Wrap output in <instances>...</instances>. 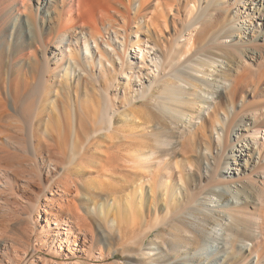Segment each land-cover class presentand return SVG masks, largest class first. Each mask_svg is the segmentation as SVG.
<instances>
[{"label":"bare ground","instance_id":"1","mask_svg":"<svg viewBox=\"0 0 264 264\" xmlns=\"http://www.w3.org/2000/svg\"><path fill=\"white\" fill-rule=\"evenodd\" d=\"M170 19L173 32L167 31ZM91 83L101 92L100 106L81 92ZM253 85L248 102L239 91ZM116 101L136 117L145 116L132 109L148 108L144 120L157 119L160 128L144 133L126 155L130 170L122 188L143 206L142 228L133 220L127 228L131 242L143 245L155 233L147 245L184 249L171 254L174 262H190L192 247L193 263L242 264L246 258L264 264V0H0V181L7 193L14 182L6 172L13 167L6 148L20 145L25 160L15 167L27 170L21 187L46 175L43 197L55 188L72 196L77 184L60 180L66 168L57 162L62 138L68 136V147L74 146L88 121L97 126L86 143L109 134L119 114ZM41 132L57 140L45 144ZM183 135L203 144L205 173L191 179L194 191L174 181L168 193L169 171L162 165L169 159L177 167L170 158ZM18 137L22 145L15 143ZM93 193L87 202L97 198L100 208L99 194ZM35 199L20 198L28 224L41 210ZM135 206L132 218L139 216ZM75 218L78 232L57 220L41 227L43 234L54 226L51 244L59 251L73 249L71 256L52 249V258L73 259L93 250L91 221ZM4 241L0 262L18 264L16 250L23 249L13 239ZM23 254L21 262L29 253Z\"/></svg>","mask_w":264,"mask_h":264},{"label":"rangeland","instance_id":"2","mask_svg":"<svg viewBox=\"0 0 264 264\" xmlns=\"http://www.w3.org/2000/svg\"><path fill=\"white\" fill-rule=\"evenodd\" d=\"M170 21L171 19L167 21V31L173 32V26L171 25ZM164 31L165 30L163 28L162 35L167 36V33ZM92 85V83L89 84L86 87V90H82L81 92H87V95H91L92 97H89L93 99L94 102H96L95 104L102 103V96L100 95L101 92L97 88H93L96 86ZM89 86L93 89H91ZM100 86L103 87L102 84H100ZM254 87L255 86L253 85L240 89L239 93L241 92L240 95H243V99H246L248 102L252 101V96L254 94L253 90L255 89ZM239 93L237 94V99L239 98ZM116 106L119 109V114L114 121L113 130L109 134L105 135L102 133L96 136H91L92 138L90 137V141L86 143V135L91 133V131L97 126L94 122L91 124V122L88 121L85 124L86 134L81 135L74 143V146L72 145V147H68V136L62 138V145L60 149L61 154L59 155L57 162L60 164L59 166L64 164L66 168L63 172L61 171V178L60 176L58 177L62 181L66 180V177H68V179L77 184L78 190H75L72 193V196L68 194L64 195L60 190L55 188L51 194L49 192H45V196L43 197L40 191H42L44 184L47 183L48 177L46 175H41V178L34 177V180H32L34 183L31 182V180H28L31 182L29 183L28 188L21 187L22 185L26 184L25 179L27 173L25 172H27V170L26 168L21 169L15 166H17L18 162H23L25 160L22 158L24 157V151L22 150L24 147L17 145L16 147L18 148H13L12 146L6 148L7 151H9V161L14 167H11L12 170L14 169L13 171L10 170L9 167L6 168L7 176L11 178V181H13L17 187L12 184V186H10V190L13 191L7 193L8 191L3 185V181H0L2 184H0V242L4 243V240L6 239H13L16 243V248L23 249L22 251L16 250L17 254L19 255L18 264H30L32 262L41 264L42 261H48L50 264H199V262H192V247L189 248V250H191L192 256L190 262L187 260L174 262L173 258L175 257H172V255L179 254L180 250H184L183 248L172 249V252L165 247L167 245H147L150 241L154 242L153 240L155 239V233H153L149 238H146L144 241L145 244L143 245H136L134 242H131L133 233L131 232L127 234V228L129 227L131 220L138 224L139 229L142 228L143 206L140 203V200L135 198L132 191L123 190L122 188L126 186L127 182L126 180L128 177V172L126 171L130 170L126 166L129 165L127 163L128 161H126V155H129L131 152H133V143L143 141L145 137L144 133H149L150 131L159 132L160 128L158 126L159 122L157 119H154L153 122H147L144 120V118L146 119V115L149 110L148 108L139 106L131 110L136 112L141 109L145 116L144 118H141L139 116L136 117L129 114V111L125 110L123 104H120L117 101ZM169 131L170 132H166L167 136L169 133V137L167 138H170L172 135V131ZM39 136L40 138L42 137L40 140L45 144L48 142H53L52 144H54V142L57 140L56 136H54V139H52L48 133L41 132L39 133ZM14 140L15 143L17 142V144H23L21 137H18ZM182 141L184 142L181 145ZM82 145L84 146L82 147ZM176 147L178 148V151L176 152L175 156H172L170 159H174L176 161L177 167L173 169L171 163L168 162L169 159L166 162H163L162 165L166 166L169 171L164 177V182L166 186H168L167 192L170 193L169 185H171L174 181H176L179 186L183 187L188 192H192L194 191V187L191 183V179L195 180L196 177L202 176L205 173L203 170L205 169V158L202 156L200 151V148H203V144L194 139L190 141L188 137L183 135ZM150 148L151 146H149L148 149L146 148L147 150H144L148 151ZM72 151L75 154L73 155V161L71 159ZM21 159H23V161ZM200 181L205 182V184L207 183L206 179L204 178H202ZM155 184L157 185L156 180ZM114 187L116 192L113 195L110 191ZM102 189L105 190L103 191L105 193L99 194L98 192H100ZM93 191L96 195L97 193L99 194L98 200L103 204L100 206V208L97 205L98 202L95 205L97 198L96 200L94 199L93 202L90 200L87 202L88 197L94 194ZM108 191L110 193H108ZM37 194L41 195L38 196ZM75 196H77V199L74 198ZM21 197H24L25 200H32L31 202H35V198L39 197L41 210L35 213L32 224L26 223L24 218L21 216L22 214H20L22 209V207H20L22 206L20 205V202L21 204H24L20 200ZM16 203L19 204L17 205ZM134 204L136 205V210L139 211V216L132 218L130 214L131 211L134 210ZM5 207L8 208L6 209ZM60 207H64V210L60 211ZM77 215L82 216L85 219L87 218V222L91 221L90 228L92 231L94 230L93 233L97 237V243L94 245L93 250H91L90 255L77 253L73 259H62V257H59V259L56 257L52 258L48 255V252L52 253L53 250H58V252H61L63 255L71 256L73 249L62 247V251H59L60 249L57 248L56 245L51 244L52 239L55 237L54 233H56L54 226L51 225L49 229H45L46 232L43 234L39 233L41 227L46 224L48 219L51 221L57 220L60 225L63 222H67L68 225L75 228V231L78 232L77 228L79 226L76 223H72L76 219L75 217H77ZM159 215L163 217L164 212H160ZM201 223L203 225V222ZM170 230L173 231V228L170 227ZM137 231L136 235L138 234ZM174 239L170 238V241H173ZM78 245L82 247V242H78ZM26 252L29 254L25 257V260L21 262V258H24L23 253ZM145 253H147V255ZM254 259L255 258H253V260ZM244 260L245 261H243L242 264H250L252 261L246 258H244ZM1 262L0 264H8L7 260H2Z\"/></svg>","mask_w":264,"mask_h":264}]
</instances>
